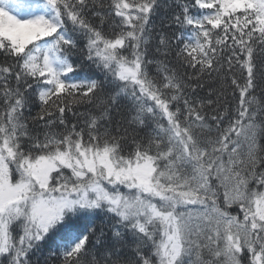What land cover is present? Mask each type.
I'll list each match as a JSON object with an SVG mask.
<instances>
[{
    "label": "snow or ice",
    "instance_id": "snow-or-ice-1",
    "mask_svg": "<svg viewBox=\"0 0 264 264\" xmlns=\"http://www.w3.org/2000/svg\"><path fill=\"white\" fill-rule=\"evenodd\" d=\"M0 264H264V0H0Z\"/></svg>",
    "mask_w": 264,
    "mask_h": 264
},
{
    "label": "trees",
    "instance_id": "trees-1",
    "mask_svg": "<svg viewBox=\"0 0 264 264\" xmlns=\"http://www.w3.org/2000/svg\"><path fill=\"white\" fill-rule=\"evenodd\" d=\"M213 86H216V85H213ZM33 110L35 111V109H33ZM232 211H233V212H235V211H236V209H235V208H233V209H232Z\"/></svg>",
    "mask_w": 264,
    "mask_h": 264
}]
</instances>
